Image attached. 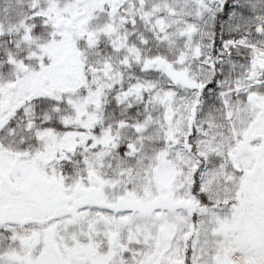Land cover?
Returning a JSON list of instances; mask_svg holds the SVG:
<instances>
[{
    "label": "snow or ice",
    "instance_id": "snow-or-ice-1",
    "mask_svg": "<svg viewBox=\"0 0 264 264\" xmlns=\"http://www.w3.org/2000/svg\"><path fill=\"white\" fill-rule=\"evenodd\" d=\"M0 264H264V0H0Z\"/></svg>",
    "mask_w": 264,
    "mask_h": 264
}]
</instances>
